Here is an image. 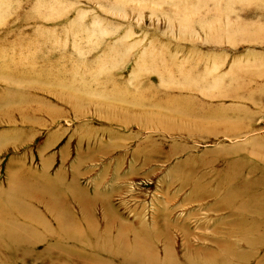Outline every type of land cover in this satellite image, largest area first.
Listing matches in <instances>:
<instances>
[{
	"label": "rangeland",
	"instance_id": "374dc122",
	"mask_svg": "<svg viewBox=\"0 0 264 264\" xmlns=\"http://www.w3.org/2000/svg\"><path fill=\"white\" fill-rule=\"evenodd\" d=\"M263 94L264 0H0V264H264Z\"/></svg>",
	"mask_w": 264,
	"mask_h": 264
},
{
	"label": "bare ground",
	"instance_id": "6f19581e",
	"mask_svg": "<svg viewBox=\"0 0 264 264\" xmlns=\"http://www.w3.org/2000/svg\"><path fill=\"white\" fill-rule=\"evenodd\" d=\"M264 95V94H263ZM6 106V105H5ZM210 118H212V117H210ZM233 171V170H232ZM231 173H233V176L231 175ZM230 174H228L227 176H224V178L222 179L223 181H226V182H229V184H232L234 181H236V178H235V176L236 175H234V174H236V173H234V171L233 172H231ZM222 183V182H221ZM221 183L219 184V185H217V189H216V191H219L220 190V188H221ZM257 184L258 183H253V182H251L250 183V181H249V178H245V179H243V182L240 184V186L239 187H236V188H232L231 186V188H229V190L228 191H226L224 194H223V198L224 199H222L221 198V200L223 201V202H226L229 206H231L230 204V202H231V199L232 198H236V199H238L239 200V198H248V201L251 199V198H253V197H255V199L256 198H258L259 196H254L255 194L252 192V190L257 186ZM228 187H229V185H228ZM69 188V192L71 193V199H72V202L74 203V204H82L83 203V207H82V205H80L81 206V208H82V210H83V212L84 213H86L88 210V212H89V214H91V212L90 211H92V207L89 209V207L83 202V201H81L77 196H74L73 194H72V188L69 186L68 187ZM262 197H264V195H262ZM262 200V199H261ZM237 202V201H236ZM236 202L234 203V206L236 207ZM52 203H54V207H55V204H57L56 203V201L53 199L52 200ZM238 207H240V206H238ZM64 208H65V210L62 208V210L65 212V213H67L68 214V216L65 214V215H63V214H59V212H57V214H59V218H58V220L59 221H61V223H63V226L62 227H69V228H71V226L69 225L70 223H69V221H73V222H75V220L73 219L74 218V215L72 214L73 212L71 211V205H69V206H64ZM70 209V210H69ZM61 215H63V218H66L67 220L65 221V222H63V220H62V217H61ZM84 215V214H83ZM40 221V220H39ZM65 223H67V224H65ZM88 223V222H87ZM75 226V225H74ZM82 226H83V224H82ZM86 226V225H85ZM88 226H89V224H88ZM88 226H86V228H84V231H82L81 232V234H82V236H83V239H77L78 240V243L80 244V248H81V245H82V248H83V250H85V248H87L88 247V252H92L93 250H95V249H93V244H91V243H89V241L87 242V240L89 239V238H93V237H97V236H95V234H94V228H88ZM79 228L78 226H75V228ZM124 230L125 229H123V227H121L120 228V231H119V233H120V235L122 236L123 235V233H124ZM78 233H80V230H78ZM138 233H140V235H145V236H147L146 238H143L142 240L140 239L141 237H140V235H138ZM136 235H135V241H136V245H134V254H132V253H130L131 254V256H130V258L129 259H131V258H133L132 260H129L128 261V263L129 264H196V262H193V261H191V260H189L188 259V257H186L182 262H176V261H174L173 260V258H172V256L170 255V253L169 252H167L166 251V253H169L168 254V257L165 259V261H159V257H158V255L156 254V252L153 250V246H152V242L153 241H155V239H151L150 238V236H153V235H151L152 234V232L151 233H148V232H146V233H142V231H140V232H138ZM157 234H158V231H157ZM98 238V237H97ZM86 240V241H85ZM91 240V239H90ZM97 240L98 239H94V244L96 245V242H97ZM92 241V240H91ZM123 242V244L124 245H126V241H122ZM249 242H253V241H249ZM84 244H85V246H84ZM88 244V245H87ZM123 246V245H122ZM228 246V245H227ZM223 247V246H222ZM81 248V249H82ZM227 249V248H226ZM221 250V249H220ZM48 251V250H47ZM95 253V252H94ZM138 253V254H137ZM212 262L210 263V264H223V263H225L227 260H226V258L225 257H214L212 260H211ZM90 262V261H89ZM207 263H209V262H207ZM88 264V263H87ZM258 264V263H257Z\"/></svg>",
	"mask_w": 264,
	"mask_h": 264
}]
</instances>
